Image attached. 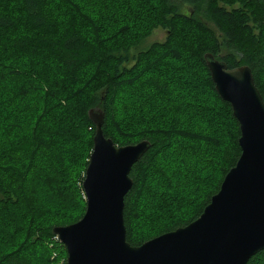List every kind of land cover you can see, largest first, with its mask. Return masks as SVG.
Segmentation results:
<instances>
[{"label": "trees", "instance_id": "trees-1", "mask_svg": "<svg viewBox=\"0 0 264 264\" xmlns=\"http://www.w3.org/2000/svg\"><path fill=\"white\" fill-rule=\"evenodd\" d=\"M111 3L0 0V83L6 80L0 87V219L9 208L26 207L22 215L12 211L1 221L22 226L9 234L11 250L0 249V264H39V251L48 249L42 240L56 237L55 227L75 223L85 214L83 181L96 130L89 115L92 109L104 112V135L116 145L142 140L151 144L131 168L133 185L125 197L124 221L132 245L197 219L240 156L239 123L231 104L215 89L205 54H213L228 68L248 65L264 99V0H148L141 26L138 21L127 23L129 16L108 12ZM97 6L104 10L97 11ZM160 27L167 32L165 40L143 47ZM130 84L136 91L146 89L151 97L165 100L157 108L164 120L131 118L132 110L144 109L148 99L147 94L126 93ZM196 86L204 92L200 94ZM124 93L130 103L122 100ZM173 93L178 99L174 103L169 98ZM189 97L196 102L189 103ZM182 104L190 117L206 113L213 117L224 140L223 160H213L209 167L199 163L195 191L181 201L171 198L173 205L154 209L156 198L161 202L185 187L187 177L174 173L167 154L172 140L176 135L193 137L190 143L195 144L197 135L198 146L206 136L194 125L178 128L187 117ZM28 179H36L34 200L26 192L23 195L22 182ZM37 198L49 208L36 214ZM52 201L55 208L50 209ZM81 204L80 214L66 222L53 216L62 211L68 217L67 208ZM189 207L193 210L187 216L170 218L172 211L179 214ZM139 208L146 209L143 218L161 214L170 220L161 229L140 234L135 225ZM20 233L25 239H19ZM260 257L264 258V250L248 264Z\"/></svg>", "mask_w": 264, "mask_h": 264}, {"label": "water", "instance_id": "water-1", "mask_svg": "<svg viewBox=\"0 0 264 264\" xmlns=\"http://www.w3.org/2000/svg\"><path fill=\"white\" fill-rule=\"evenodd\" d=\"M205 59L240 128L241 153L219 191L186 226L132 245L125 197L133 185L131 168L151 144L116 145L104 135V112L92 109L96 130L83 181L86 211L53 230L66 247V264H248L264 250V99L248 65L228 68L210 53Z\"/></svg>", "mask_w": 264, "mask_h": 264}, {"label": "rangeland", "instance_id": "rangeland-1", "mask_svg": "<svg viewBox=\"0 0 264 264\" xmlns=\"http://www.w3.org/2000/svg\"><path fill=\"white\" fill-rule=\"evenodd\" d=\"M63 1V0H62ZM148 0H112V3L110 4V7H108V12H111V14L116 15L117 14H124L125 16H129V19H127V23L133 24L135 23V21H138L140 23H138V26H141L146 20L144 18V13L146 11V7L145 6V2ZM103 6V4H101ZM98 8V6H97ZM96 8V9H97ZM105 8V5H104ZM104 8L100 7L98 8L97 11H102L104 10ZM143 9V11H141ZM189 7L185 6L184 10L185 11H189L188 10ZM144 12V13H143ZM114 19V17H113ZM147 19V16H146ZM186 29V27H184ZM188 31L186 30L185 34L187 35ZM167 36V32L160 28H156L153 30L152 35L143 43V47L148 46L149 44L153 43V42H163L165 40ZM161 66V65H160ZM149 69H154V67H149ZM4 83H6V80L0 83V87H4ZM196 89V91H198L200 94H202L204 92V88H201L199 86L194 87ZM136 88H133V86L130 84V87L127 88V90L125 91L126 93H131V91H133L135 94H137L138 96L140 95H146L147 94V90H142V91H136ZM124 93V96L122 97V100H127V102L130 103V98L129 95ZM176 93H173L172 95L169 96V98L172 100V102H177L178 99L176 97ZM190 95V93H189ZM168 98V99H169ZM146 102L147 104H145L144 109H133L132 110V117L131 118H137V119H141L142 121L145 122H153L156 119L162 118L161 112H159V110L157 108H160L165 105L166 103L165 100L162 99H156L151 97V95L147 94L146 95ZM166 99V100H168ZM187 100H189V103L191 102H196L194 101L193 98L189 97L187 98ZM205 101V99L203 97L199 98V101ZM170 105V104H167ZM182 106V110H184V114L187 115V117L182 118L179 122L181 124L180 127L181 128L183 125L185 126H193L195 128H198L199 131L201 132V130L203 131L200 134H206L205 139L200 138L201 140H204V142H202L200 145L197 146V135H195V144H191L190 141H192V138L189 139H185V137H180L176 135V139L175 141L172 140V146L167 149V154L170 156V162L171 164L174 166V173L175 174H181L183 176H185L186 178V183H185V187L183 189H175L174 193L168 189H166V193L168 192H172L173 195L165 199H163L161 202H158L157 198H156V203L153 206L154 209L158 208V207H165L166 205L170 206L173 205L175 203L171 202V198L177 197L176 201H181L183 200V198L187 197L188 193L191 191H195L194 187L197 183V181L194 182V180L196 178H194V174L196 175L197 172L196 170L199 168L198 164H202V166H204L206 164V167H209L210 164L213 162V160L217 159V162H221L222 163V143L224 142L222 135H219V132L217 131V126L214 124V119L213 117L207 115L206 114H199V116L190 117V113L188 114V108L183 104L180 105ZM140 107L142 108L143 105H140ZM139 107V108H140ZM155 107V108H154ZM118 118L121 119V116H119ZM164 120V118H162ZM190 122V123H187ZM50 122H52L50 120ZM174 123V120L172 121ZM196 122V123H195ZM8 123V122H7ZM162 125H164V129H166V124L164 121H162ZM222 123V122H221ZM220 123V124H221ZM224 125V124H223ZM216 128V130H215ZM219 128V127H218ZM220 129V128H219ZM163 130V128H162ZM160 130L162 132V134H164V132ZM215 130V131H214ZM221 131V130H220ZM195 134H198L197 132ZM165 135V134H164ZM196 151L192 152L191 150H195ZM191 151V152H190ZM221 151V156L219 158H217L220 155ZM45 152H46V148H45ZM211 161V162H210ZM180 164V165H179ZM181 166H183V170L180 168ZM198 166V168H197ZM213 167V165H212ZM177 168V169H176ZM193 174V178H191ZM193 179V181H191ZM39 182V181H38ZM37 182V183H38ZM22 184L24 186L23 187V195L24 192H26V194L28 195L29 198H32V200H34L33 196L34 191L37 192L35 190V187H37L36 184V179H28L25 183L22 182ZM33 189V190H32ZM162 190H164L162 188ZM42 194V191H39ZM85 195V193H84ZM162 197V196H161ZM84 201H81V203L83 202L84 204L87 203L86 202V196H84ZM41 198H37L36 200V204L37 207H34L36 214L39 211H43L45 210V208L47 207V209L49 208L48 205L42 204L41 202ZM54 203H60L59 199H55ZM53 201L51 203H48L51 208H55ZM177 203V202H176ZM182 204V203H181ZM161 205H165V206H161ZM4 207V206H2ZM167 207V206H166ZM26 207H21V209H14L13 208H9L8 212L3 214V217H1L0 219V249L5 248V250H7V252L9 250H11V247L8 248V246L13 240L11 239V237L9 236L10 233L14 232L15 230H17L18 228H20L22 225H20V227L17 226H13V225H5L2 221V219H4V217L10 213V212H14V213H19L20 215H22L26 209ZM64 209V208H63ZM68 210H71L70 215L67 217V214L62 212V211H55L56 213H53V216H55V218H58V220L62 221V222H66L72 218H74L75 216L77 217L81 210H82V204L81 206H74V207H68ZM161 209V208H160ZM174 209V208H173ZM183 208H181L182 210ZM33 210V209H32ZM193 209H191L190 207L186 210V211H182L178 214V212L172 211V210H166V211H172L174 212V215L172 214L170 218H175L176 216H187L186 213L189 211L190 213L192 212ZM165 211V213H166ZM146 209L145 208H139V213L137 214V218L135 220V225L138 227V229L140 228L139 233L142 234L144 232H151V231H155L156 229H161L162 227L167 225V222L170 220L168 218H166L165 216L160 215H155L152 214L150 216V219L147 218H143L144 216H146ZM178 214V215H177ZM52 216V215H51ZM5 225V226H4ZM12 226V227H11ZM65 226V225H64ZM143 227V228H141ZM2 228V229H1ZM13 230V231H12ZM135 230H137V228L135 227ZM21 234V233H20ZM18 237V235H17ZM25 234L22 233L21 235H19V239L23 240L25 239ZM37 236L35 235V233H32V238H36ZM13 243V242H12ZM44 243L45 246L48 247V249H42L39 251V256H38V260H39V264H66L67 263V256H65V254L63 255V252L66 253L63 249V246H65L58 238V236L53 237L51 239L48 240H42V244ZM13 246V244H12ZM41 246V245H40ZM7 247V248H6ZM55 247V248H54ZM6 252V253H7ZM61 255V256H60ZM254 264H264V258H261L257 261L254 262Z\"/></svg>", "mask_w": 264, "mask_h": 264}]
</instances>
